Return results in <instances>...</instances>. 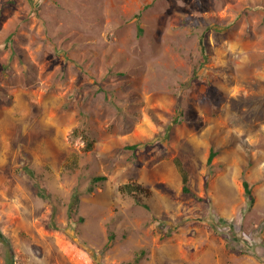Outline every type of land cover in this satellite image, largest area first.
I'll return each mask as SVG.
<instances>
[{
  "label": "rangeland",
  "instance_id": "374dc122",
  "mask_svg": "<svg viewBox=\"0 0 264 264\" xmlns=\"http://www.w3.org/2000/svg\"><path fill=\"white\" fill-rule=\"evenodd\" d=\"M0 237V264H264V0H0Z\"/></svg>",
  "mask_w": 264,
  "mask_h": 264
},
{
  "label": "trees",
  "instance_id": "16d2710c",
  "mask_svg": "<svg viewBox=\"0 0 264 264\" xmlns=\"http://www.w3.org/2000/svg\"><path fill=\"white\" fill-rule=\"evenodd\" d=\"M140 32H142V31L140 30ZM87 141H88L87 146L89 148L92 147V143L88 140V138H87ZM132 148H135V146H133ZM216 155H217V153L214 150H212L211 155H210L209 160H208L209 165H212V162H213L214 158L216 157ZM29 158H31V157L29 156ZM175 162H176L177 166L179 167V170H180L181 175H182L183 192L186 194H192L191 175L189 174L186 166L183 164V162L180 159L176 158ZM11 178H12V176H11ZM105 180H107V176H98V177L93 178L94 182H102ZM124 188L129 194L133 195L139 203L141 201L140 196H141L142 192H145L147 195H149L151 192L149 189H145V188L140 187L139 185H134V184H127V185H125ZM244 189H245L246 196L249 197L251 200H254L253 199V189L250 186L248 181H244ZM145 206L148 207V205H145ZM114 238H115L114 235H112V238H110L109 242L106 244L105 249L109 248L111 246L112 240ZM232 250L234 253L240 254V251L237 248H232Z\"/></svg>",
  "mask_w": 264,
  "mask_h": 264
}]
</instances>
